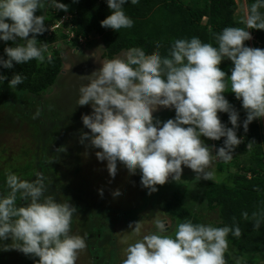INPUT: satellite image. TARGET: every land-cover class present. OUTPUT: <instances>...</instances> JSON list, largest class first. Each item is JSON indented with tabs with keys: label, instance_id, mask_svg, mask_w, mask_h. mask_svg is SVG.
<instances>
[{
	"label": "clouds",
	"instance_id": "clouds-1",
	"mask_svg": "<svg viewBox=\"0 0 264 264\" xmlns=\"http://www.w3.org/2000/svg\"><path fill=\"white\" fill-rule=\"evenodd\" d=\"M104 2L110 14L99 22L100 27L115 32L132 26L122 5L137 0ZM46 5L67 11V5L57 0H0V42L22 41L4 47L6 59L0 58V68L45 60L48 44L35 39L45 31L44 17L33 13ZM260 9H264V0H253L244 27L223 28L214 34L215 46L197 37L180 38L171 42L164 56L159 51L146 55L140 47H132L120 56L103 59L98 70L79 77L84 82L77 88L76 106L91 109L80 117L88 132L80 133L79 142L87 140L92 148L99 149L94 156L106 162L109 178L115 176L119 162L130 174L139 170L140 186L150 194L156 191L155 185H163L169 177L179 181L181 165L194 172L195 179L210 181L212 162L231 159L233 149L241 143L236 135L238 113L222 95L226 76L217 65L224 59L231 62L226 77L228 92L245 111L239 127L246 132L254 118H264V49L242 45L251 38L248 29L264 31ZM252 42H248L250 46ZM96 49L91 55L97 61ZM5 79L0 75V84ZM22 80L19 73H13L7 87L15 89ZM158 107L174 110V117L164 122L154 119L151 114ZM217 112L227 113L231 127L221 123ZM38 114L37 110L34 116ZM201 137L212 141L223 138L222 147H216L213 155V146H206ZM253 144L249 141L246 149L251 150ZM4 184L7 191L0 194V241H14L11 249L38 258L34 264H75L87 239L86 234L70 232L75 208L67 200L61 203L44 195L39 174L28 181L6 172ZM97 192L102 195L101 190ZM112 195L118 198L121 193ZM18 198L26 203L18 206ZM259 215L264 213L253 214ZM241 216L247 218L246 213ZM153 223L154 231L127 245L120 264H225L226 236L229 232L234 237L240 235L235 224L231 228L215 227L186 219L169 233L164 221L156 219ZM258 223L257 219L254 227ZM129 227L139 235L140 223ZM8 248L4 245L0 250Z\"/></svg>",
	"mask_w": 264,
	"mask_h": 264
},
{
	"label": "trees",
	"instance_id": "trees-1",
	"mask_svg": "<svg viewBox=\"0 0 264 264\" xmlns=\"http://www.w3.org/2000/svg\"><path fill=\"white\" fill-rule=\"evenodd\" d=\"M245 1L247 14L253 0ZM57 2L67 5V11L56 10L47 5L39 9L45 11L43 22L45 31L35 36L37 42L48 44V49L57 43L76 48L81 39L97 36L105 59L118 56L132 47H140L146 55L159 51L160 55L164 56L171 42L180 38L197 37L201 42L215 46L214 34L219 33L223 28L244 27V18L238 17L235 13L237 5L234 0H137L135 4L125 3L122 5L123 11L132 20V26L115 32L100 27L99 22L110 14L104 0H76L75 3L72 0H57ZM259 11L264 13V9ZM60 21V26L55 27ZM66 29L70 30V34L66 33ZM248 32L253 36L251 48L264 49V31L248 29ZM21 42L20 38H16L15 41L0 42V58L6 59L3 53L4 47ZM242 45L249 47L248 41L242 42ZM61 52L57 44L50 55L45 53L46 58L43 62L30 60L20 65L13 63L11 69L0 68V75L6 77L3 84H0V104L13 106L19 100L28 101L30 105L28 113L23 114L21 110H16L18 117L27 121L32 130L30 137L20 139L24 141V145L8 161L3 162L0 159L2 162L0 194L7 191L4 184L6 172L14 173L20 179L28 181H32L36 174H39L46 189L44 195H51L61 203L67 200L75 208L70 232L73 233L77 227L75 225L77 221L86 236H89L94 226V243L102 238L99 235L102 232L100 223L106 216L104 209L99 205L100 202L94 200L92 196L89 197V194L92 189L99 186L105 175L99 174L98 170L94 174L90 171L96 165L93 161L96 159L94 153L99 149L92 148L87 140L83 143L79 142L80 133L88 132V129L82 126L80 117L82 114H89L91 109L88 105L76 106L77 88L68 89L65 84L69 77L66 79L60 74L65 61ZM217 67L227 77L232 65L230 61L224 59ZM13 73H19L23 77L22 83L15 89L7 87V79H10ZM226 77L225 92L222 95L238 113L236 135L237 138H241V143L233 149L229 161L218 160L222 163L223 170L230 176L229 184L207 183L202 199L207 209L216 211L218 220L216 227L227 225L231 228L235 224L239 228V237H234L231 232L226 236L227 246L230 245L244 255L253 256L264 251V215L253 216L254 213H264V154L259 142L261 137L258 119L254 118L247 125L246 132L239 127L245 119V111L241 108L240 101L228 92L230 89L227 87ZM52 86L59 88L60 92L56 96L45 98V93ZM4 97L8 98L5 100ZM37 110L39 114L34 116ZM171 113L174 114V110H170ZM217 116L225 127H231L227 121V113L217 112ZM154 119H159L161 122L167 120L166 117ZM0 134L4 136L1 131ZM26 141L28 145L25 144ZM222 141L223 138L211 141L214 151L216 147H222ZM249 141L255 144L251 150H248L246 157H241L243 151L247 152L246 145ZM2 150L3 148L0 147L1 152ZM101 162L106 165L105 161ZM230 163H234L232 164L234 166L231 167ZM126 171L127 169L117 162L115 175L125 174ZM134 174L138 175L139 180V170ZM188 178L190 179L189 173ZM169 182L174 183L167 180L164 184ZM161 186H154L156 193L166 190ZM140 187L137 185L136 189L140 191ZM93 200L95 202L90 204L87 202ZM16 203L19 206L26 201L18 198ZM163 209L180 222L189 219L193 223H201L196 215L185 208L175 193L172 199L164 202ZM242 212L247 214V218L241 216ZM257 219L258 226L254 227ZM14 243L8 239L0 241V248L4 245L9 247L7 250H0V264H34L38 258L11 249ZM93 243L86 241V246L92 249ZM96 255L98 254L94 256ZM224 259L225 264H233L226 251Z\"/></svg>",
	"mask_w": 264,
	"mask_h": 264
},
{
	"label": "rangeland",
	"instance_id": "rangeland-1",
	"mask_svg": "<svg viewBox=\"0 0 264 264\" xmlns=\"http://www.w3.org/2000/svg\"><path fill=\"white\" fill-rule=\"evenodd\" d=\"M234 1L237 5L235 12L236 15L244 18L246 16V1ZM36 14L43 15L45 18V11L42 9H37L33 15L36 16ZM60 23L61 21L57 22L55 27H59ZM66 33L70 34V30L66 29ZM250 37L251 38L247 40L248 42L253 40V36L251 34ZM57 44L62 50V57H65V61L63 62L60 71L61 75L65 74L66 71H72L74 68L72 66L73 63L79 62V65L76 66L77 71H74L77 72V74L72 71L73 73L70 74L69 79L65 84L68 86V89L78 88V86L83 83L79 77L87 76L91 72L98 70L100 67L99 62L105 59L102 56V49H96L97 47L102 48L99 37L97 36H93L86 40L81 39L76 48H69L61 43ZM57 44H53L51 49L47 48L45 53L50 55ZM249 47L251 48L250 45ZM95 49L97 61L91 55ZM55 91L56 86H52L45 93L44 97L50 98V96H54L59 92V89L56 92ZM7 98H5V100ZM62 101L64 102V99ZM65 103H67V105L69 104L66 100ZM11 106V104L8 106L0 104V131L3 132L4 135L2 136V134H0V147L3 148L2 152L0 151V159L3 162L4 160L8 161V159L24 145V141L20 140L21 138H26L27 136L30 137L29 135H32V130L29 126L30 124H28L24 119L18 117V110H16H21V113L23 114L28 113L30 109L28 101L19 100L18 103L14 104L12 107ZM170 110L172 109L158 107L151 115H154V118L166 117L167 119H171L174 117V114H170ZM257 124L259 125L261 137L259 142L262 146L264 154V118H259ZM201 140L206 146H211L212 140H208L204 137H201ZM2 143L4 144L1 145ZM25 144L28 145V141H26ZM248 153V150L247 152L243 151L240 156L246 157ZM211 154H215L213 148ZM93 161L96 165L90 170L92 171V174L98 170V173L105 175V177L101 180L98 187L92 189L89 197L92 196L94 200L100 202L99 205L104 209V216L106 217L100 223L102 225V232L99 233V235L102 236V238L97 239V241L92 244L94 246L92 249H89V246H85V248L78 253L75 264H120L121 260L124 258V249L127 245L134 242L136 239H139L141 235L154 231L153 222L156 219L164 221L167 231L171 233L180 221L177 218H172L168 215L163 209V204L164 202L172 199L174 193L177 194L185 208L188 209L191 214L196 215L201 223H211L215 227L218 225L216 211L207 209L202 199V193L206 188L207 183L216 182L229 184L230 182L229 174L223 170L222 163L218 160H214L210 165V169L213 171V177L210 181L195 179L194 177L196 174L181 165L180 182H169L167 184H163V186L160 185L166 190L163 189L158 193L155 191L150 194H147V191L142 187H140V191L136 189L137 185H140L138 175L136 176L135 174H130L126 171L125 174L115 175L113 178H109L106 168L102 162L97 161L96 159H93ZM230 164L232 165L234 163ZM233 166L234 165L231 167ZM1 168L2 162H0V169ZM188 173L190 175V179L188 178ZM168 180L172 181L171 177H169ZM181 182L182 184H179ZM183 182L186 184H183ZM98 189L101 190L102 195H98ZM116 191H119L121 195L118 198H113L112 193ZM94 200L87 202L90 204L91 202H95ZM71 220L72 222L74 221V219ZM136 222L141 225L139 235L134 233L129 227V225L134 226ZM75 225L77 227L73 233L84 236L85 232L80 228L78 221ZM96 225L97 224H95V226ZM93 227L89 232L87 242H91L95 239ZM103 241L106 242L103 243ZM95 246L97 247L95 248ZM226 252L233 264H264V251L256 255L249 256L236 251L228 245ZM96 253L98 254L97 259L96 256H94ZM94 259H96V261Z\"/></svg>",
	"mask_w": 264,
	"mask_h": 264
},
{
	"label": "flooded vegetation",
	"instance_id": "flooded-vegetation-1",
	"mask_svg": "<svg viewBox=\"0 0 264 264\" xmlns=\"http://www.w3.org/2000/svg\"><path fill=\"white\" fill-rule=\"evenodd\" d=\"M78 65H79V62H74L73 65H72V66L74 67V68L72 69V71H74V70L77 71L76 66H78ZM72 71H66V73L62 75L63 78H66V79H67V78L70 76V74L73 73ZM58 89H59V88H56V91H57ZM56 91H55V92H56ZM59 92H60V89H59ZM56 95H58V94L56 93L54 96H56ZM87 237H88V236H87ZM87 240H88V239L85 240V245H86V241H87ZM90 243H93V241H91ZM92 248H93V247H92ZM97 258H98V257H97V255H96V259H97ZM96 259H94V260L96 261Z\"/></svg>",
	"mask_w": 264,
	"mask_h": 264
}]
</instances>
